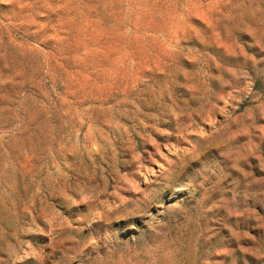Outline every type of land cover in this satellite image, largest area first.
<instances>
[{"label": "rangeland", "instance_id": "1", "mask_svg": "<svg viewBox=\"0 0 264 264\" xmlns=\"http://www.w3.org/2000/svg\"><path fill=\"white\" fill-rule=\"evenodd\" d=\"M0 264H264V0H0Z\"/></svg>", "mask_w": 264, "mask_h": 264}]
</instances>
